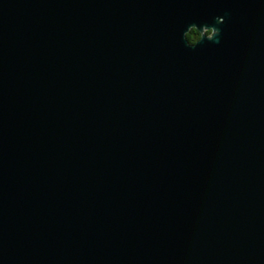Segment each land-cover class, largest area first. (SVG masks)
I'll use <instances>...</instances> for the list:
<instances>
[{
    "label": "water",
    "instance_id": "1",
    "mask_svg": "<svg viewBox=\"0 0 264 264\" xmlns=\"http://www.w3.org/2000/svg\"><path fill=\"white\" fill-rule=\"evenodd\" d=\"M0 264H264V0H0Z\"/></svg>",
    "mask_w": 264,
    "mask_h": 264
},
{
    "label": "clouds",
    "instance_id": "2",
    "mask_svg": "<svg viewBox=\"0 0 264 264\" xmlns=\"http://www.w3.org/2000/svg\"><path fill=\"white\" fill-rule=\"evenodd\" d=\"M217 23L223 24L224 23V18L223 17H217L216 18ZM218 34V30L214 29L213 27H209L206 29V35L208 37H213Z\"/></svg>",
    "mask_w": 264,
    "mask_h": 264
},
{
    "label": "trees",
    "instance_id": "3",
    "mask_svg": "<svg viewBox=\"0 0 264 264\" xmlns=\"http://www.w3.org/2000/svg\"><path fill=\"white\" fill-rule=\"evenodd\" d=\"M191 42H195L200 37V34L196 30H192L191 33L188 35Z\"/></svg>",
    "mask_w": 264,
    "mask_h": 264
},
{
    "label": "flooded vegetation",
    "instance_id": "4",
    "mask_svg": "<svg viewBox=\"0 0 264 264\" xmlns=\"http://www.w3.org/2000/svg\"><path fill=\"white\" fill-rule=\"evenodd\" d=\"M192 30H193V29H192ZM192 30H191V31H192ZM194 30H196V29H194ZM196 31H197V30H196ZM197 32H198V31H197ZM190 33H191V32H190ZM190 33H189V34H190ZM198 33H199V32H198ZM189 34H188V35H189ZM199 34H200V33H199ZM188 38H189V37H188ZM200 38H201V34H200V37L198 38V40H199ZM198 40H196L195 42H192V43H196Z\"/></svg>",
    "mask_w": 264,
    "mask_h": 264
}]
</instances>
